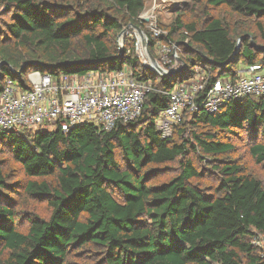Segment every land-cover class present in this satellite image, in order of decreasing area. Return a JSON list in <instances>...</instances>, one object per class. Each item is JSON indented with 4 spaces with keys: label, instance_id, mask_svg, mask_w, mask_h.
Returning <instances> with one entry per match:
<instances>
[{
    "label": "trees",
    "instance_id": "16d2710c",
    "mask_svg": "<svg viewBox=\"0 0 264 264\" xmlns=\"http://www.w3.org/2000/svg\"><path fill=\"white\" fill-rule=\"evenodd\" d=\"M145 2L0 0L1 18L9 16L0 19V92L6 79L25 85L31 71L56 78L125 66L153 87L139 118L108 132L90 123L66 132L0 131V147L23 176L15 179L0 162V264H69L73 258L97 264H264L254 244L264 240V179L246 174L223 138L248 130L250 155L264 173V96L232 100L213 113H186L164 139L155 126L170 93L196 68L209 85L234 77L239 64L264 67V46L241 34L234 54L238 40L209 14L225 7L251 19L259 31L253 40L264 41V0H190L200 17L185 22L176 14L163 37L179 48L185 68L180 63L182 70L163 76L141 63L134 45L117 46L123 27L133 26L153 52L156 40L139 19ZM196 103L200 108V97ZM187 126L202 129L188 132ZM190 152L208 157L219 173L209 191L196 183L202 175ZM171 165H177L176 174L153 183ZM19 194L51 210L45 219L28 217L26 232L17 228L19 212L9 207Z\"/></svg>",
    "mask_w": 264,
    "mask_h": 264
},
{
    "label": "built area",
    "instance_id": "2783aa9c",
    "mask_svg": "<svg viewBox=\"0 0 264 264\" xmlns=\"http://www.w3.org/2000/svg\"><path fill=\"white\" fill-rule=\"evenodd\" d=\"M139 19L148 26L153 39L155 61L165 72L178 71L176 46L162 44L159 38L167 35L155 25V15L147 13ZM135 52L143 65L150 63L139 35H135ZM148 46V39L146 37ZM147 67V66H146ZM167 67V68H165ZM165 68V69H164ZM195 69L192 78L177 84L169 95L168 106L155 120L161 137L172 135L173 128L183 122L186 113L200 109L213 113L229 101L246 97L264 96V67L243 66L234 77L225 76L212 84ZM158 76H163L155 70ZM153 91L149 82L137 81L125 66L113 72H98L83 76L59 75L52 78L38 71H31L26 84L19 85L6 79L0 92V131L27 129L66 132L74 126L90 123L99 131H111L118 124H128L139 118L144 100ZM200 97L201 107L196 100ZM264 261V240L255 241Z\"/></svg>",
    "mask_w": 264,
    "mask_h": 264
},
{
    "label": "rangeland",
    "instance_id": "374dc122",
    "mask_svg": "<svg viewBox=\"0 0 264 264\" xmlns=\"http://www.w3.org/2000/svg\"><path fill=\"white\" fill-rule=\"evenodd\" d=\"M2 10L0 9V13ZM147 13H153L155 15V25L161 29V31L166 32L167 27L171 24L173 19L175 18L176 14H183V20L185 22L193 21L194 19L200 17L199 10L195 9L193 4H191L190 0H146L145 2V8L143 12L140 15H146ZM210 15H212L214 18L219 19L226 28L230 31V33L238 40L239 36L241 34H247L249 35V40L251 43L257 45V46H264V41L260 39V37L254 41L253 37H256L259 35L258 27L256 26V22L249 19H242L238 17L237 15L233 14L230 10H228L225 7H219V8H212L210 10ZM7 17L9 16H3L0 19L7 20ZM144 22V21H143ZM262 27L264 28V19L260 20ZM143 29L148 30L147 24L143 23ZM124 34L123 36H119L117 38V46L120 50H122L125 46L129 45V48H131L133 43L132 40L135 39V35H137V32L133 28L123 27ZM167 33V32H166ZM159 40L163 43V38H159ZM136 41V40H134ZM177 42H182L181 37H177ZM240 44V41H239ZM169 47H173L176 45H173V43L167 44ZM128 47V46H127ZM148 47V46H147ZM178 47L176 46V50L178 51ZM149 50V47H148ZM153 50V49H152ZM149 54L155 59V55L153 52L149 51ZM148 65L147 68L155 73V70L157 67H154L151 63L147 62ZM157 63V62H156ZM152 65V67H151ZM157 65L161 67V64ZM258 65V64H257ZM237 67L239 69L243 68V64H239ZM162 68V67H161ZM167 68V67H165ZM164 68V69H165ZM89 74H98V71L96 72H88L84 75ZM201 77H205L206 73L201 72ZM177 85L175 86V88ZM202 129V126L196 127V128H189L187 126V131H195L200 132ZM237 135H229L226 134V141L231 143L233 145V152L230 155V158L237 162L244 170V172L248 175H251L258 179H264V173L263 169L260 165L256 164L254 159L251 157L249 149L251 145L253 144V137L251 133L248 130H240L236 132ZM186 138L190 137V133H186ZM177 141H179L178 137H175ZM121 155L118 154V158L120 159ZM200 152H197L196 154L190 152L189 158L192 159L194 167L201 173V178L196 183L200 185L201 188H204L205 191H209L211 186H215L218 183L219 180V173L215 170L213 165L210 164L208 157H205ZM0 162L2 163L3 169L6 172H11L13 177H17L15 179H22V170L20 166L15 163L6 147L1 146L0 147ZM177 165H171L166 168L165 172H160V174L157 176V178L153 181V183L163 182L167 179H169L171 176L175 175L177 172ZM13 198H10L11 204L10 208L13 211H18V218H17V228L23 232L27 231L28 223L26 222V219L32 215H35L40 218H48L50 215V208L47 206L46 203L38 202L31 200L27 197H23L21 194L19 196L12 195ZM1 198L5 199L0 195V205L4 206L5 202L1 200ZM76 258H73L69 264H97L94 259L82 261V260H75ZM96 259V257H95Z\"/></svg>",
    "mask_w": 264,
    "mask_h": 264
},
{
    "label": "water",
    "instance_id": "95a60500",
    "mask_svg": "<svg viewBox=\"0 0 264 264\" xmlns=\"http://www.w3.org/2000/svg\"><path fill=\"white\" fill-rule=\"evenodd\" d=\"M129 27H130V28H133V29L137 32V34L139 35V37H140V39H141V42H142V45L144 46V48H145V50H146V52H147V54H148V58H149V60H150V63H151L154 67H157L156 70H157L158 72H160V73L163 74V75H166V74H174V73H177L178 71L182 70V69H180V70H178V71H171L170 73H167V72H165L164 70H162V69L157 65L155 59H153V57L149 54V50H148L147 42H146V35L144 34V32H143L139 27L128 26V28H129ZM123 34H124V30L121 31V33L119 34V36H123ZM239 41H240V39H239L238 42H237V45H236V49H235V53H234V54H236V53L238 52V49H239ZM184 44L186 45L187 43L184 42ZM177 60H178L179 63L183 64V65H184V68H185V63H184L180 58H177ZM231 60H232V58H231L229 61H227L225 64H223V65L228 64ZM152 65H151V67H152ZM0 78H1V77H0Z\"/></svg>",
    "mask_w": 264,
    "mask_h": 264
}]
</instances>
